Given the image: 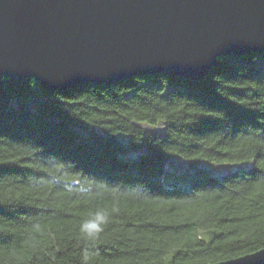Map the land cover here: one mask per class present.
I'll return each instance as SVG.
<instances>
[{
    "label": "trees",
    "instance_id": "16d2710c",
    "mask_svg": "<svg viewBox=\"0 0 264 264\" xmlns=\"http://www.w3.org/2000/svg\"><path fill=\"white\" fill-rule=\"evenodd\" d=\"M184 160L235 167L169 178ZM262 248L264 51L221 55L203 79L51 90L0 74V264H209Z\"/></svg>",
    "mask_w": 264,
    "mask_h": 264
},
{
    "label": "water",
    "instance_id": "95a60500",
    "mask_svg": "<svg viewBox=\"0 0 264 264\" xmlns=\"http://www.w3.org/2000/svg\"><path fill=\"white\" fill-rule=\"evenodd\" d=\"M264 51V0H0V74L46 89L155 73L203 79ZM209 264H264V248Z\"/></svg>",
    "mask_w": 264,
    "mask_h": 264
},
{
    "label": "rangeland",
    "instance_id": "374dc122",
    "mask_svg": "<svg viewBox=\"0 0 264 264\" xmlns=\"http://www.w3.org/2000/svg\"><path fill=\"white\" fill-rule=\"evenodd\" d=\"M145 127L150 128L151 130L164 133L165 129H161L160 126L158 128L153 125H149L147 123L143 124ZM185 163L182 162V167L180 168H172L169 173L168 177L177 175L185 176L186 178H189L194 170H200L203 173L208 174H216V175H222L224 173H227L231 171L235 166L229 165V163L226 162H211V161H201L199 162L194 169L191 168L188 164V161H185ZM170 163V162H169ZM185 165V166H184ZM180 172V173H179Z\"/></svg>",
    "mask_w": 264,
    "mask_h": 264
},
{
    "label": "clouds",
    "instance_id": "9594fccd",
    "mask_svg": "<svg viewBox=\"0 0 264 264\" xmlns=\"http://www.w3.org/2000/svg\"><path fill=\"white\" fill-rule=\"evenodd\" d=\"M104 222H105L104 217L99 213L95 214L93 219L86 221L82 226L83 231L85 232L86 238H89V239L93 238L95 233H98L99 231H101L102 225ZM92 225H94L95 227L90 230L89 226H92ZM84 259L87 260L88 256L85 255Z\"/></svg>",
    "mask_w": 264,
    "mask_h": 264
},
{
    "label": "snow or ice",
    "instance_id": "6c2138e0",
    "mask_svg": "<svg viewBox=\"0 0 264 264\" xmlns=\"http://www.w3.org/2000/svg\"><path fill=\"white\" fill-rule=\"evenodd\" d=\"M94 227H95L94 225H92V226H89L90 230H91V229H93Z\"/></svg>",
    "mask_w": 264,
    "mask_h": 264
}]
</instances>
